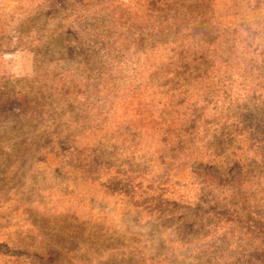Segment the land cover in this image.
Wrapping results in <instances>:
<instances>
[{"label":"rangeland","instance_id":"obj_1","mask_svg":"<svg viewBox=\"0 0 264 264\" xmlns=\"http://www.w3.org/2000/svg\"><path fill=\"white\" fill-rule=\"evenodd\" d=\"M0 264H264V0H0Z\"/></svg>","mask_w":264,"mask_h":264}]
</instances>
